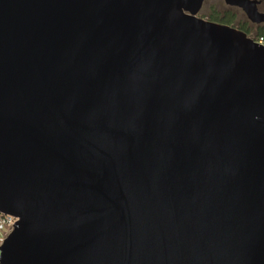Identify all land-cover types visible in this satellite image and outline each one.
<instances>
[{
	"label": "water",
	"instance_id": "water-1",
	"mask_svg": "<svg viewBox=\"0 0 264 264\" xmlns=\"http://www.w3.org/2000/svg\"><path fill=\"white\" fill-rule=\"evenodd\" d=\"M203 1L0 0V264H264V44Z\"/></svg>",
	"mask_w": 264,
	"mask_h": 264
},
{
	"label": "trees",
	"instance_id": "trees-1",
	"mask_svg": "<svg viewBox=\"0 0 264 264\" xmlns=\"http://www.w3.org/2000/svg\"><path fill=\"white\" fill-rule=\"evenodd\" d=\"M204 19L210 21L227 24L236 27L244 31L248 36L254 40L262 38L264 41V23L263 24H251L246 18L238 19L236 14L231 11H220L215 7H210L207 16H201Z\"/></svg>",
	"mask_w": 264,
	"mask_h": 264
},
{
	"label": "built area",
	"instance_id": "built-area-1",
	"mask_svg": "<svg viewBox=\"0 0 264 264\" xmlns=\"http://www.w3.org/2000/svg\"><path fill=\"white\" fill-rule=\"evenodd\" d=\"M256 41L264 44V41L262 40V38ZM16 220L17 218L12 215L0 213V245L6 238L7 234L12 230L13 226L16 223Z\"/></svg>",
	"mask_w": 264,
	"mask_h": 264
},
{
	"label": "rangeland",
	"instance_id": "rangeland-1",
	"mask_svg": "<svg viewBox=\"0 0 264 264\" xmlns=\"http://www.w3.org/2000/svg\"><path fill=\"white\" fill-rule=\"evenodd\" d=\"M215 7L218 10L222 11L225 9V4L222 0H204L202 7L200 8L199 12H198V16H207L210 7ZM261 10L264 11V4L260 7ZM238 19L241 18H246L244 12L240 9L238 10Z\"/></svg>",
	"mask_w": 264,
	"mask_h": 264
},
{
	"label": "flooded vegetation",
	"instance_id": "flooded-vegetation-1",
	"mask_svg": "<svg viewBox=\"0 0 264 264\" xmlns=\"http://www.w3.org/2000/svg\"><path fill=\"white\" fill-rule=\"evenodd\" d=\"M223 1V0H222ZM224 2V1H223ZM225 4V3H224ZM264 4V0H260V3L258 4V10L261 12H264L263 10L260 9V7ZM238 10H240V8L236 7V6H229L225 4V9L222 10L224 12L226 11H231L232 13L236 14V16H238ZM246 17V16H245ZM247 20V18H246ZM252 24V23H251Z\"/></svg>",
	"mask_w": 264,
	"mask_h": 264
}]
</instances>
